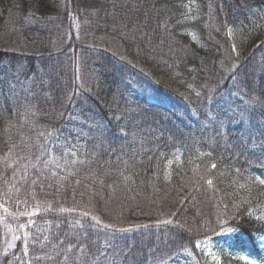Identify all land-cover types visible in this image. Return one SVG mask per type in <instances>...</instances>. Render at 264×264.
<instances>
[{"label": "trees", "instance_id": "obj_1", "mask_svg": "<svg viewBox=\"0 0 264 264\" xmlns=\"http://www.w3.org/2000/svg\"><path fill=\"white\" fill-rule=\"evenodd\" d=\"M262 8L0 0V213H35L10 250L0 228V264H56L51 244L69 233L104 250L98 264H175L229 231L237 256L262 263Z\"/></svg>", "mask_w": 264, "mask_h": 264}, {"label": "rangeland", "instance_id": "obj_2", "mask_svg": "<svg viewBox=\"0 0 264 264\" xmlns=\"http://www.w3.org/2000/svg\"><path fill=\"white\" fill-rule=\"evenodd\" d=\"M188 12L192 14L193 10L191 7L187 8V14ZM260 12L263 18L264 8H262ZM149 103L154 104L152 101H149ZM180 156L181 154L177 152L174 159L171 160V164L173 162L179 163ZM253 216L255 219L264 222V208L255 211ZM24 217L25 215H20L19 212L0 213V228L2 230L3 239L6 241V247L9 250L11 249L9 245H12L14 241L18 240L16 237L20 238L22 230L26 227V222H22ZM29 217L30 215H28V219H30ZM20 223L24 225L23 228L20 227ZM234 238V233L229 231L219 237L202 240L195 245L193 250L185 251L181 257L176 260L175 264H246V259L253 261V264H264V237L259 240L260 249L263 253L262 263L247 256H237L234 252L236 251Z\"/></svg>", "mask_w": 264, "mask_h": 264}, {"label": "snow or ice", "instance_id": "obj_3", "mask_svg": "<svg viewBox=\"0 0 264 264\" xmlns=\"http://www.w3.org/2000/svg\"><path fill=\"white\" fill-rule=\"evenodd\" d=\"M229 34H231V29H229ZM233 51H235V46H233ZM0 75H3V72L0 71ZM10 87L14 89V84H10ZM235 95V93H233ZM233 122L234 123H242L243 118V112L242 111H234L233 113ZM251 116V113L249 114ZM219 122V120L217 121ZM40 136H44L45 134L43 132L39 133ZM255 141V137H251V134H249V139L247 142L243 141H237L236 148L237 150L244 149L245 151L250 150L249 145L253 144ZM67 144V140L65 142ZM51 149L46 144H41L37 146V151L40 156L46 155ZM69 154V150L67 148L64 149L63 155L67 156ZM71 155L75 156L76 152L73 150L71 151ZM81 163H84V161H81ZM261 166L264 167V158H262ZM216 165L213 164L212 168H215ZM261 184H264V180L259 181ZM79 183V181H77ZM207 183L209 185L212 184L211 180H208ZM241 188L244 187V185L240 186ZM3 205H0V208H2ZM49 207H51L49 205ZM5 212H7V209H4ZM61 212L65 211H72L71 209H60ZM20 215H35V213H20ZM82 215L87 216L88 213H83ZM95 219V217H93ZM99 223V221H97ZM164 223H170V221H165ZM21 228L24 227L23 224L20 225ZM105 228H109L110 225H104ZM118 232H126L129 231V229H117ZM27 233H25V246L23 249L24 256H28L29 254V245L27 241ZM69 236H75V242L72 240H68L67 242L61 240L58 242H53L51 244V248L48 253V259L53 260L55 258H61L57 260L56 264H98V261L100 259L101 255H104V250L101 249L99 252H92L88 249L86 245H82L79 243L80 239L82 238V235L86 234H75V233H69ZM19 239V237H16ZM38 239V238H37ZM112 243H108V241H105V244H107L108 247L112 248L113 251L116 249V237L113 235L111 237ZM98 241L94 240L93 243L96 244ZM198 246V245H197ZM9 247H12V245H9ZM246 264H253V261L246 259Z\"/></svg>", "mask_w": 264, "mask_h": 264}]
</instances>
